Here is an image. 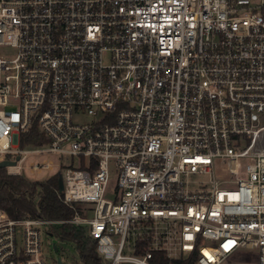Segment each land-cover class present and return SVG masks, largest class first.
Returning a JSON list of instances; mask_svg holds the SVG:
<instances>
[{
  "label": "built area",
  "instance_id": "obj_1",
  "mask_svg": "<svg viewBox=\"0 0 264 264\" xmlns=\"http://www.w3.org/2000/svg\"><path fill=\"white\" fill-rule=\"evenodd\" d=\"M30 152L76 213L0 209V264H49L53 223L104 264H264V0H0V161Z\"/></svg>",
  "mask_w": 264,
  "mask_h": 264
},
{
  "label": "trees",
  "instance_id": "obj_2",
  "mask_svg": "<svg viewBox=\"0 0 264 264\" xmlns=\"http://www.w3.org/2000/svg\"><path fill=\"white\" fill-rule=\"evenodd\" d=\"M46 141L47 138L34 129L27 135L24 144ZM60 174L56 173L46 180H29L22 174H9L6 168L0 169V209L15 219L72 218L76 209L68 206L60 195ZM49 232L60 240L74 243L83 264H104L97 253L96 240L92 239L83 227L71 223H53ZM152 261L155 264H194L193 257L174 259L166 256L163 251H155Z\"/></svg>",
  "mask_w": 264,
  "mask_h": 264
},
{
  "label": "rangeland",
  "instance_id": "obj_3",
  "mask_svg": "<svg viewBox=\"0 0 264 264\" xmlns=\"http://www.w3.org/2000/svg\"><path fill=\"white\" fill-rule=\"evenodd\" d=\"M49 160L53 162V167L51 169L49 168H43L41 170L31 169L32 163L34 162L42 163ZM61 162L63 161H61L59 156L55 153L30 152L27 154L26 160L23 163L22 175L29 180H46L47 178H49L50 176L56 173H62V174L64 173L65 168H63ZM217 171L221 173V175L228 176L227 166L225 165L219 163L217 166ZM43 228L46 231L44 232L43 235V254L46 257V260L49 264H58L57 261L58 257L62 258L64 264H83L74 243L60 240L56 236L49 234L48 232L50 226H43ZM54 243L58 245L59 247L58 250L54 248ZM239 259L245 262L247 261V263L245 264H255L254 262L255 258L251 254H244L242 256H239ZM248 261L251 263H248ZM121 264H130V263H121Z\"/></svg>",
  "mask_w": 264,
  "mask_h": 264
},
{
  "label": "water",
  "instance_id": "obj_4",
  "mask_svg": "<svg viewBox=\"0 0 264 264\" xmlns=\"http://www.w3.org/2000/svg\"><path fill=\"white\" fill-rule=\"evenodd\" d=\"M19 158L20 157L18 156L17 159H19ZM14 164H16L15 160H2V161H0V169L6 168L7 166L14 165ZM63 188H64L63 177H62V174H60V176H59V191H62ZM54 248L56 250L59 249V247L56 243H54ZM57 261H58V264H64L61 257H58Z\"/></svg>",
  "mask_w": 264,
  "mask_h": 264
}]
</instances>
